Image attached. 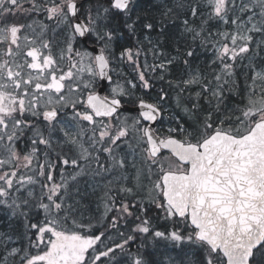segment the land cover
Listing matches in <instances>:
<instances>
[{
  "label": "snow or ice",
  "instance_id": "obj_1",
  "mask_svg": "<svg viewBox=\"0 0 264 264\" xmlns=\"http://www.w3.org/2000/svg\"><path fill=\"white\" fill-rule=\"evenodd\" d=\"M0 264H264V0H0Z\"/></svg>",
  "mask_w": 264,
  "mask_h": 264
},
{
  "label": "water",
  "instance_id": "obj_2",
  "mask_svg": "<svg viewBox=\"0 0 264 264\" xmlns=\"http://www.w3.org/2000/svg\"><path fill=\"white\" fill-rule=\"evenodd\" d=\"M106 88H107V87H105V88H103V89L99 90V92H100V95H102V96H103V95H105L104 93H105V90H106Z\"/></svg>",
  "mask_w": 264,
  "mask_h": 264
},
{
  "label": "flooded vegetation",
  "instance_id": "obj_3",
  "mask_svg": "<svg viewBox=\"0 0 264 264\" xmlns=\"http://www.w3.org/2000/svg\"><path fill=\"white\" fill-rule=\"evenodd\" d=\"M107 92H108V90H107ZM108 94V93H107Z\"/></svg>",
  "mask_w": 264,
  "mask_h": 264
},
{
  "label": "rangeland",
  "instance_id": "obj_4",
  "mask_svg": "<svg viewBox=\"0 0 264 264\" xmlns=\"http://www.w3.org/2000/svg\"><path fill=\"white\" fill-rule=\"evenodd\" d=\"M126 71H127V69H126Z\"/></svg>",
  "mask_w": 264,
  "mask_h": 264
}]
</instances>
